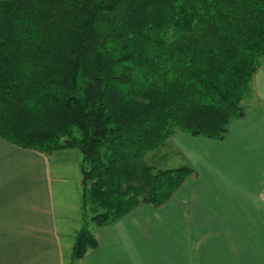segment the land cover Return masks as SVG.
I'll use <instances>...</instances> for the list:
<instances>
[{
  "label": "trees",
  "instance_id": "trees-1",
  "mask_svg": "<svg viewBox=\"0 0 264 264\" xmlns=\"http://www.w3.org/2000/svg\"><path fill=\"white\" fill-rule=\"evenodd\" d=\"M262 59L264 0H0V138L76 149L102 227L168 200L194 171L146 155L175 131L222 139ZM97 245L82 225L69 264Z\"/></svg>",
  "mask_w": 264,
  "mask_h": 264
},
{
  "label": "crops",
  "instance_id": "crops-1",
  "mask_svg": "<svg viewBox=\"0 0 264 264\" xmlns=\"http://www.w3.org/2000/svg\"><path fill=\"white\" fill-rule=\"evenodd\" d=\"M242 105L222 139L175 131L149 152L156 169L194 172L163 204L96 226L97 247L75 264H264V59ZM65 217L56 221L47 154L0 138V264H69L78 229Z\"/></svg>",
  "mask_w": 264,
  "mask_h": 264
},
{
  "label": "rangeland",
  "instance_id": "rangeland-1",
  "mask_svg": "<svg viewBox=\"0 0 264 264\" xmlns=\"http://www.w3.org/2000/svg\"><path fill=\"white\" fill-rule=\"evenodd\" d=\"M47 163L51 178L56 221H62L61 217L65 215L67 224L71 225V228L77 230L83 225L90 232L94 231L96 224L84 219L83 210L81 208L83 185L81 184L82 173L80 153L76 149L56 150L47 154ZM58 175H64L66 179L60 182ZM74 179H78L80 184L77 190H74ZM91 205L92 203L87 202V219L93 215L90 208Z\"/></svg>",
  "mask_w": 264,
  "mask_h": 264
},
{
  "label": "water",
  "instance_id": "water-1",
  "mask_svg": "<svg viewBox=\"0 0 264 264\" xmlns=\"http://www.w3.org/2000/svg\"><path fill=\"white\" fill-rule=\"evenodd\" d=\"M81 173H82L81 184L84 186L86 184L87 174H86V171L84 170L83 166H81Z\"/></svg>",
  "mask_w": 264,
  "mask_h": 264
}]
</instances>
